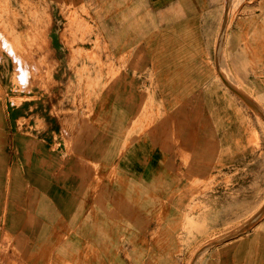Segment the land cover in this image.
<instances>
[{"label":"crops","instance_id":"1","mask_svg":"<svg viewBox=\"0 0 264 264\" xmlns=\"http://www.w3.org/2000/svg\"><path fill=\"white\" fill-rule=\"evenodd\" d=\"M28 1L37 17L26 21L19 11L16 37L0 35V254L9 239V250L18 248L31 264H62L68 257L76 264H108L110 255L125 254L120 240L133 230L140 243L148 223L161 217L178 222L176 211L163 215L153 206L148 212L146 199L137 195L167 187L185 145L193 159L204 158L197 144L210 142L200 133L206 120L191 118L196 104L190 98L175 109L187 111L182 119L159 120L148 132L144 80L152 68L155 78L170 80L161 81L163 89L181 86L174 82L179 79L194 87L193 41L180 45L178 31H193L196 19L215 13L219 0ZM84 25L91 31L84 34ZM24 35L37 37V44L29 45ZM100 39L114 75L106 86L87 87L83 79L108 75L83 54ZM219 43L220 50L226 46ZM179 46L187 48L181 58ZM101 58L108 62L107 55ZM223 63L220 57L221 70ZM84 67L91 70L83 73ZM172 125L190 127L174 148ZM201 162L192 161L190 169ZM223 252L225 264L230 254L238 264H264V225Z\"/></svg>","mask_w":264,"mask_h":264},{"label":"rangeland","instance_id":"2","mask_svg":"<svg viewBox=\"0 0 264 264\" xmlns=\"http://www.w3.org/2000/svg\"><path fill=\"white\" fill-rule=\"evenodd\" d=\"M229 2L219 0L215 13L196 19L193 31H178L180 45L184 40L193 41L189 54L195 59L194 87L185 86L192 80L179 79L174 82H180L181 86L171 91L163 89L162 82L170 80L155 78L152 68L144 80L147 92L143 113L148 132L159 120L175 123L178 117L182 119L187 111L175 109H181L183 102L190 98H194L196 104L191 118L196 122L206 120L200 133L210 142L197 144L199 150L205 151L204 158L193 159L185 145L179 157L174 159L175 168L167 176V182H170L167 187L158 192L148 188L141 191V196L137 195V198L146 199L148 212L153 206H157L155 209L159 208L163 215L176 211L180 215L178 222L168 221L169 218L163 221L161 217L157 223H148L147 238L140 243L134 239L132 228L133 233L120 240L125 254L110 255L108 264H203L204 258L205 263L220 264L222 257V264H225L224 252L220 255V249L251 232L260 231L264 225V0ZM29 3L24 0L18 7L13 6L11 0H0V35L16 37L13 31L19 11L24 13L26 21L29 17L31 21L33 16L37 17V13L30 11ZM224 10L227 20L222 16ZM76 16V12L72 13L74 21ZM87 31L91 30L84 25V34ZM25 39L29 45L38 42L37 37ZM221 40L226 46L220 50ZM178 49L180 58L187 54L186 47L179 46ZM9 50L13 51V48ZM83 54L97 59L95 66L108 74L107 77L102 73L97 79H83L84 86H106L114 75V61L109 58L107 45L100 39L93 51ZM103 55H107L108 62L102 61ZM220 57L224 58L225 64L222 70ZM88 70L91 68L82 69L83 73ZM220 71L242 95L236 94L235 89L224 82ZM189 130L190 127L172 125L170 134L176 141L170 143L172 148L174 144L179 145L180 134ZM197 160L198 163L202 161L197 166H204L191 170L192 161ZM114 177L118 182V176L115 174ZM131 192L132 195L139 194L136 190ZM9 242V239L4 240L1 247L0 264H31L32 261L18 248L9 250ZM205 248L207 252L203 257ZM153 250L160 253H153ZM230 255L226 263L238 264ZM84 257L90 258V255ZM62 264L76 263L68 257Z\"/></svg>","mask_w":264,"mask_h":264},{"label":"bare ground","instance_id":"3","mask_svg":"<svg viewBox=\"0 0 264 264\" xmlns=\"http://www.w3.org/2000/svg\"><path fill=\"white\" fill-rule=\"evenodd\" d=\"M226 1H227V3H230V2H229L230 0H226ZM227 5H229V4H227ZM227 7H228V6H227ZM226 20H227V19H226Z\"/></svg>","mask_w":264,"mask_h":264}]
</instances>
